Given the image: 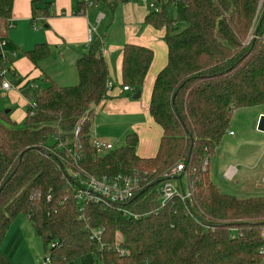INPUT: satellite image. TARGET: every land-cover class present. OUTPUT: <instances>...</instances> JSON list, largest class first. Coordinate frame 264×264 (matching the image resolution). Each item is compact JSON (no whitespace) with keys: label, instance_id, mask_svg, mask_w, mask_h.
Here are the masks:
<instances>
[{"label":"trees","instance_id":"1","mask_svg":"<svg viewBox=\"0 0 264 264\" xmlns=\"http://www.w3.org/2000/svg\"><path fill=\"white\" fill-rule=\"evenodd\" d=\"M15 1L0 0V74L10 67L2 50ZM28 1L33 23L49 17L39 5L50 0ZM157 5L159 12H148L145 19L164 30L167 50L148 109L162 131L155 156L136 155L134 134L118 148L95 151L94 111L110 89L103 43L94 38L76 62V86L49 80L43 87L21 86L30 101L23 128L0 113L9 124L0 123V248L12 221L22 215L48 247L50 264L89 254L94 264H264V197L225 195L209 180L210 161L233 112L264 105V0H158ZM49 53L42 44L22 55L37 66ZM152 60L151 49L125 45L121 88L140 93ZM7 76L16 80L13 87L22 83L13 73ZM67 150L78 157L75 162ZM179 163L191 196L161 207L159 182ZM77 173L97 180L137 176L140 190L121 207L89 204L81 210L72 199ZM96 229H103L102 249L88 238ZM0 264H12L1 251Z\"/></svg>","mask_w":264,"mask_h":264},{"label":"crops","instance_id":"2","mask_svg":"<svg viewBox=\"0 0 264 264\" xmlns=\"http://www.w3.org/2000/svg\"><path fill=\"white\" fill-rule=\"evenodd\" d=\"M46 2L47 5L44 4ZM39 7L41 9L45 7L49 17L39 18L34 23L31 21L30 1L17 0L11 10L10 26L4 39L3 53L14 54L10 58L9 55L5 57L15 79H21L22 83L19 87L25 84H37L43 87L48 80L59 87L76 86L78 79L75 65L78 58L86 53L88 31L94 29V38L103 43L102 55L108 68V83L112 88L107 91L108 99L100 102L94 111L92 139L118 148L123 145L128 135L134 134L138 141L136 155L145 159L154 157L162 131L150 117L148 109L155 78L166 65L164 30L154 29L145 24L148 11L142 5L129 0H119L116 3L99 2L90 7L84 6L83 0H50L43 1ZM33 24H36V30L33 29ZM42 44L49 48L50 53L47 58L34 66L22 53ZM128 44L149 48L153 52V60L137 100L133 99L135 94L132 92L121 90L122 50ZM17 51L20 53H15ZM48 66L53 69L51 73ZM14 81L11 80L12 83ZM19 89L9 92L0 91V97H7L9 102H18L20 106L27 105L29 100L21 95ZM5 94L7 95L4 96ZM246 110L250 111L248 131L250 129V132L258 133L256 126L259 117L264 116V105ZM9 113L11 112L8 111ZM24 118L25 114L18 121L9 120V122L17 126ZM229 133H231L230 127L224 138H235V134L229 136ZM256 169H259V174L263 175L264 163L260 168L258 165H252L251 170ZM237 175L236 169L235 177ZM258 185L260 186V181ZM18 218L12 221L6 233V235L14 234L10 238V246L4 244L5 235L0 248L1 254L12 264H15L12 259L14 242L19 239L26 240L25 238L28 240V236L33 233L30 224L27 221L16 220Z\"/></svg>","mask_w":264,"mask_h":264},{"label":"rangeland","instance_id":"3","mask_svg":"<svg viewBox=\"0 0 264 264\" xmlns=\"http://www.w3.org/2000/svg\"><path fill=\"white\" fill-rule=\"evenodd\" d=\"M166 1V0H164ZM3 53V50H2ZM15 53H20L19 51ZM4 55V53H3ZM6 57L13 56L11 53H6ZM4 55V56H5ZM13 58V57H12ZM43 63H41L42 65ZM49 72L53 71L51 66H48ZM51 73V72H50ZM5 94L4 96H6ZM30 103V101H28ZM27 105L20 106L18 102H9L8 98L0 97V113L10 111L7 118L10 121H18L26 112ZM250 111L246 109L236 110L233 112L230 121V131L235 134V138H224L218 147L217 154L209 164V180L223 194L234 196L238 199H248L253 197H264V189L258 183L262 174H259V169L251 170L252 165H258V168L264 163V134L253 133L248 131V114ZM0 123L8 124L5 119L0 118ZM20 122L16 128L22 127ZM52 142V140H49ZM117 147V146H116ZM236 168L238 175L233 181L228 182L223 178L224 170L227 167ZM260 176V177H259ZM16 220L26 222V218L22 215ZM28 222V221H27ZM30 228H32L30 226ZM27 232V228H26ZM9 234L10 237H9ZM4 239V244L10 246V238L14 236L9 233ZM24 239H19L14 242L13 262L15 264H43V260L47 255V249L42 241L35 235L34 231ZM26 237V234L23 233ZM14 240H16L14 238ZM24 240V242H22ZM8 242V243H7ZM11 243V242H10ZM11 257V256H10ZM93 256L85 255L79 259H75L68 264H93Z\"/></svg>","mask_w":264,"mask_h":264},{"label":"built area","instance_id":"4","mask_svg":"<svg viewBox=\"0 0 264 264\" xmlns=\"http://www.w3.org/2000/svg\"><path fill=\"white\" fill-rule=\"evenodd\" d=\"M136 4H140L148 12L158 13L159 7L157 5L158 0H129ZM83 3L90 7L93 5L91 0H83ZM35 28L36 26L33 25ZM95 30L90 29L88 31L87 36V45L92 42L94 39ZM4 45V43L0 42V49ZM8 73H13L11 67L7 71H2L0 77L2 79L0 83V91L9 92L13 89H19L20 87H13L12 83L8 81ZM111 84L107 85L108 90L111 89ZM122 92H131L128 87L121 88ZM29 115H32L30 112ZM77 134V132L75 133ZM229 136H232V133H229ZM93 147L95 151L99 154L110 151L113 149L112 145L105 142H97L93 140ZM68 156L71 157L72 161L75 162L76 158L75 154L72 151H66ZM207 161H204L202 167L205 169L207 167ZM183 165L181 163L177 164L172 170H170L167 174L162 176L159 186L157 189L158 194V202L161 207L165 206L169 201L173 199H179L181 201L187 200L190 198L191 193L189 190V185L184 182L183 179ZM181 176L180 182H177L175 178ZM236 175V169L233 167H228L224 174L223 178L231 182L233 181ZM74 179V190L72 192V199L78 206L84 208L89 204H100L104 207H121L123 204L130 202L132 199L136 197V194L140 190V182L137 176H116L110 179L103 178L102 180H97L93 177L87 176L85 173L83 175L77 173L73 176ZM260 186L264 189V174L260 179ZM123 215L131 217V215L127 211H123ZM88 238L92 243L98 244L100 246L99 249H102L103 245L101 244L103 238V229L90 230L88 232ZM118 238V237H117ZM52 246V245H51ZM116 253L120 256L123 253L119 250L117 246H115ZM43 264H50L48 257H45L43 260Z\"/></svg>","mask_w":264,"mask_h":264},{"label":"water","instance_id":"5","mask_svg":"<svg viewBox=\"0 0 264 264\" xmlns=\"http://www.w3.org/2000/svg\"><path fill=\"white\" fill-rule=\"evenodd\" d=\"M140 97V93H137L133 96V99L134 100H137L138 98ZM5 114H8V111L5 112ZM256 131L259 132V133H263L264 134V116L261 115L258 119V122H257V126H256ZM181 176H178L177 178H175V180L177 182H180L181 180Z\"/></svg>","mask_w":264,"mask_h":264},{"label":"bare ground","instance_id":"6","mask_svg":"<svg viewBox=\"0 0 264 264\" xmlns=\"http://www.w3.org/2000/svg\"><path fill=\"white\" fill-rule=\"evenodd\" d=\"M111 207H114V206H111Z\"/></svg>","mask_w":264,"mask_h":264}]
</instances>
